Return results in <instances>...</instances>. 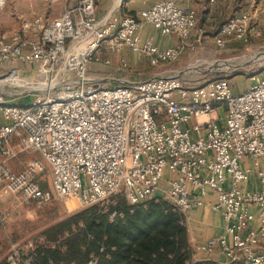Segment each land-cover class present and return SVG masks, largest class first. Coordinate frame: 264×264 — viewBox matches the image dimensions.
I'll use <instances>...</instances> for the list:
<instances>
[{
    "label": "built area",
    "instance_id": "built-area-1",
    "mask_svg": "<svg viewBox=\"0 0 264 264\" xmlns=\"http://www.w3.org/2000/svg\"><path fill=\"white\" fill-rule=\"evenodd\" d=\"M185 1L159 0L140 17L98 18L96 0H79L53 20L23 21L10 38L0 39V66L9 67L2 85L22 82L35 94L24 105L0 98L8 122L0 125V154L15 157L10 141L17 137L22 151L43 157L17 173L0 165L2 224L29 206L72 197L88 207L109 201L122 188L131 205L166 198L186 222L212 192L211 209L221 214L223 232L198 245L199 253L206 259L223 255L220 264H264V188L244 187L250 170L241 164L247 157L264 162V73L241 93L226 78L196 86L174 76L111 85L86 75L90 61L110 64L103 50L129 47L148 55L153 66L176 60L197 21ZM5 4L0 0V7ZM251 21L247 12L232 16L215 33V44L222 48L229 37L245 36ZM146 23L163 35L176 34L180 44L159 49L140 35ZM18 63L35 65L41 79H22ZM121 65L127 67L124 58ZM218 106L225 108L224 124L211 118ZM193 130L205 133L193 137ZM46 167L53 190L42 186ZM260 180L264 183V174ZM34 245L15 248L8 264H31Z\"/></svg>",
    "mask_w": 264,
    "mask_h": 264
},
{
    "label": "crops",
    "instance_id": "crops-1",
    "mask_svg": "<svg viewBox=\"0 0 264 264\" xmlns=\"http://www.w3.org/2000/svg\"><path fill=\"white\" fill-rule=\"evenodd\" d=\"M7 1L8 0H6V4ZM32 1L34 2V0H31L27 3ZM78 1L79 0H77L74 4L71 3L70 5H66L64 11L68 8L76 6ZM158 1L159 0H96V14L98 18H105L111 14L140 17L141 13L145 9L150 8ZM182 5L195 10L197 21L184 50L176 60L161 62L158 65L153 66L150 62H148L149 59L147 57L133 54L128 47H124L120 49V54L122 56L120 59L116 57L112 61L109 56L103 57V59H110L111 62L110 64H105L103 61H100V65L97 66L98 73L94 75L101 77L111 85H113V83L132 84L153 78L160 79L171 76L178 77L184 83L190 84L194 82V80H197V78L188 75L192 71L190 70V64L188 61L192 58H210L219 53V50H217L214 43V35L219 27L229 18L234 15L247 12L252 17L250 28H253L256 34H260L259 31L264 30L263 24L258 21L260 20L259 18L261 14H259V16L257 15L260 12H264V0H186L185 2H182ZM4 7H0V17L1 14L4 13L1 11ZM237 8H239L240 12H238L239 10ZM35 17H41L47 21L57 18L55 17L51 19L49 16H34L33 18ZM25 20V18L24 20H21L17 29L10 33V35L3 36L0 39L10 38L11 35L20 28L22 22ZM256 20L258 23L255 27H253V22ZM257 28L260 30L258 31ZM140 35L143 38L152 39L155 45L161 50L178 46L181 42V39L176 34L163 35L158 29L148 23L143 25L140 30ZM238 44V41H233V39L228 38L223 51H235L237 50L235 46H238ZM122 58L126 60L128 64L127 67L132 68V71H136V73H132L131 71L128 72L127 69L121 65ZM15 66L20 69L22 75L27 76L33 74V72L29 71L31 66L33 69L36 67L35 65H30L29 67V64L25 63H18ZM2 68L5 70L9 67L3 66ZM214 68L215 67L210 66L206 72L203 73L212 72ZM234 85H232V88L235 93H241L243 92V89H246L247 87L243 88L241 85ZM6 102L15 103L9 100ZM224 115L225 108L223 106H218L215 112L211 114V118L220 124H224ZM7 123L8 122L3 119L0 113V125ZM194 123L195 121H192L191 125ZM204 133L205 132L203 131L197 132L193 130L192 136L197 137L198 135H203ZM10 143L12 148L17 151V155L13 158L5 159L4 156L0 154V165L3 164L11 171L17 173L26 167L27 161L22 157L23 151L21 150L20 140L17 137H12ZM242 165L246 169L250 170V179L244 183V187L248 190L263 189L264 183L261 182L260 178L264 174V162L262 160L254 161L247 157L243 160ZM165 186L166 183L162 181L160 187L163 189ZM215 200L216 197L214 193L210 192L205 199V205L192 211L186 219V226L192 249L194 250L195 260H206L205 255L199 253L197 250V246L207 241L210 237L218 236L223 232V219L221 214L211 209V205L215 202ZM2 205V210L6 209L10 205V201H7ZM253 211L257 214L259 213L256 207L253 208ZM252 227L256 229L258 227V221L254 222ZM262 248H264V243ZM210 258L216 262L225 260V257L219 253H215Z\"/></svg>",
    "mask_w": 264,
    "mask_h": 264
},
{
    "label": "trees",
    "instance_id": "trees-1",
    "mask_svg": "<svg viewBox=\"0 0 264 264\" xmlns=\"http://www.w3.org/2000/svg\"><path fill=\"white\" fill-rule=\"evenodd\" d=\"M31 255V264H220L194 259L185 216L166 198L131 205L120 193L46 227Z\"/></svg>",
    "mask_w": 264,
    "mask_h": 264
},
{
    "label": "rangeland",
    "instance_id": "rangeland-1",
    "mask_svg": "<svg viewBox=\"0 0 264 264\" xmlns=\"http://www.w3.org/2000/svg\"><path fill=\"white\" fill-rule=\"evenodd\" d=\"M29 1L31 0L7 1L6 6L1 10L4 13L0 17V38L10 35V33L17 29L19 22L24 20V18L27 21L31 20L34 16H49L51 19L58 17L62 14L66 5L74 4L77 0H34V2L27 3ZM237 9L239 10V8ZM259 14L261 16L258 21L264 26V12H260L257 15L259 16ZM257 23V20L254 21L253 27ZM257 30L259 31L260 29L257 28ZM259 32L260 34H256L253 28H250L248 33L243 37H229V39L231 38L233 41L239 42L238 46H235L237 49L235 51L225 52L223 51L225 46L220 48L215 44L219 53L210 58H192L188 61L190 70H192L188 75L197 78V80H194V82L188 85L196 86V84H202L207 80L226 78L231 86L236 84L241 85L243 88L247 86L246 89L249 88L264 73V30ZM120 51H102L100 54L102 57L109 56L113 61L116 57L119 59L122 57ZM131 52L149 59V56L146 54L132 50ZM260 54L262 56L257 61H249L253 56ZM215 63L217 65L212 72L203 73ZM98 65L100 63L97 61L88 62L86 65V75L97 74ZM124 68L128 72L136 73L130 67ZM29 71L33 72V74H30V76L21 75V78L26 80L32 78H34L33 80H36V78L41 79L36 75V67L33 69L31 66ZM8 72L9 68L4 70V68L0 67V98L2 97L5 101L9 100L19 105L28 104L35 95L32 92H27L29 91L28 86L23 85L22 82L6 86L2 85L1 78L7 75ZM117 84L113 83V85ZM246 89H243V91ZM24 91L27 93L24 94ZM22 157L27 161V165L34 159H43L39 151H23ZM242 167L244 166L242 165ZM40 179L42 180V186L44 188L53 190L52 174L48 167L40 175ZM118 193L125 195L123 188ZM83 208L85 207L80 205L78 199L69 197L63 200H55L50 205L42 208L29 206L7 223L2 224L0 220V263L5 261L15 248L17 249L18 247L28 245L30 242L36 243L38 240H41V232L49 225ZM3 210L1 208V211Z\"/></svg>",
    "mask_w": 264,
    "mask_h": 264
},
{
    "label": "bare ground",
    "instance_id": "bare-ground-1",
    "mask_svg": "<svg viewBox=\"0 0 264 264\" xmlns=\"http://www.w3.org/2000/svg\"><path fill=\"white\" fill-rule=\"evenodd\" d=\"M264 55V54H263ZM260 56H262L261 54L260 55H255V56H253L251 59H249V61H257L258 60V58L260 57ZM248 60V59H247ZM248 61V62H249ZM7 90V89H6ZM14 90V89H13ZM9 91H10V89H9Z\"/></svg>",
    "mask_w": 264,
    "mask_h": 264
},
{
    "label": "water",
    "instance_id": "water-1",
    "mask_svg": "<svg viewBox=\"0 0 264 264\" xmlns=\"http://www.w3.org/2000/svg\"><path fill=\"white\" fill-rule=\"evenodd\" d=\"M216 63H217V62H216ZM216 63H215V64H212L211 66H212V67H215V66L217 65Z\"/></svg>",
    "mask_w": 264,
    "mask_h": 264
}]
</instances>
